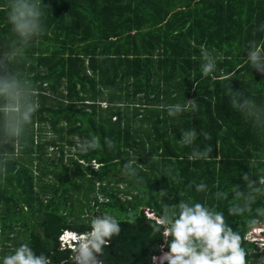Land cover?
Here are the masks:
<instances>
[{"label":"trees","instance_id":"trees-1","mask_svg":"<svg viewBox=\"0 0 264 264\" xmlns=\"http://www.w3.org/2000/svg\"><path fill=\"white\" fill-rule=\"evenodd\" d=\"M6 2L0 0V56L16 39ZM42 2L45 30L14 65L35 87L38 109L14 156L0 159V255L28 243L52 264H75L61 233H84L92 216L108 213L121 230L98 261L151 264L168 247L142 208L159 216L180 193L206 199L243 232L244 218L227 212L231 198L213 194L242 186L249 160L264 165V129L243 120L225 95L232 87L264 105V73L245 61L249 44L264 41V0ZM206 56L215 61L207 74ZM176 103L186 110L169 117L165 106ZM187 130L198 133L192 145L179 143ZM93 136L97 147L81 153L78 145ZM199 147H211L209 158L189 159ZM129 161L139 179L124 174ZM200 182L207 197L195 192ZM243 243L250 264H264V249Z\"/></svg>","mask_w":264,"mask_h":264},{"label":"clouds","instance_id":"clouds-1","mask_svg":"<svg viewBox=\"0 0 264 264\" xmlns=\"http://www.w3.org/2000/svg\"><path fill=\"white\" fill-rule=\"evenodd\" d=\"M45 8L42 0H7L4 6L5 21L16 39L0 56V147L12 144L15 151L0 152V159L14 156L16 146L25 139L38 109L35 87L14 70V65L21 49L43 34ZM258 31L264 33V24L259 26ZM246 54L245 61L250 68L264 73V41L249 44ZM205 61L202 72L207 74L214 69L215 61L211 56H206ZM225 95L231 108L243 120L251 121L258 129H264V105H258L250 94L246 96L242 91L234 92L232 87H225ZM165 107L169 117L186 110V105L180 103ZM197 135L195 130L183 131L179 143L192 145ZM97 144V138L93 136L84 139L78 149L81 153H87L94 150ZM105 144L112 147V141L108 138H105ZM211 151V147L195 148L189 159L206 160ZM249 166L250 173L240 175L242 186L232 184L227 191L218 190L213 194L216 200L231 198L227 212L243 217L245 230L242 232L229 226L224 212L210 206L206 199L203 202L194 198L185 199L184 193H180L178 204L170 206L165 203L162 214L153 219L152 231L163 237L168 251L163 250L154 256L151 264H155L160 256L161 264H250L248 249L243 242L248 240L264 249V165L259 159H251ZM123 170L125 175L139 179L138 169L131 161L123 165ZM5 171L0 168V176ZM195 192L204 193L207 197L208 185L204 182L195 184ZM129 215H132L131 211ZM88 229L81 234L65 230L59 237V243L63 249L71 251L75 264H102L97 255L102 254L108 241L120 233V222L115 216L102 213L90 218ZM259 238L263 240L262 244ZM0 264L52 262L44 252L37 254L28 243H20L0 255Z\"/></svg>","mask_w":264,"mask_h":264},{"label":"rangeland","instance_id":"rangeland-1","mask_svg":"<svg viewBox=\"0 0 264 264\" xmlns=\"http://www.w3.org/2000/svg\"><path fill=\"white\" fill-rule=\"evenodd\" d=\"M103 107L106 108L107 106H105V104H103ZM95 168H98V166H96ZM124 188H125V186L121 185V189H124ZM142 209L145 211L146 216H148L151 219H156L155 214L153 213V211L150 210V208L143 207ZM250 240L253 241V238H250ZM259 242H260V244H262L263 240L261 238H259Z\"/></svg>","mask_w":264,"mask_h":264},{"label":"bare ground","instance_id":"bare-ground-1","mask_svg":"<svg viewBox=\"0 0 264 264\" xmlns=\"http://www.w3.org/2000/svg\"><path fill=\"white\" fill-rule=\"evenodd\" d=\"M160 257H162V256H160ZM160 257L155 260V264H161Z\"/></svg>","mask_w":264,"mask_h":264},{"label":"crops","instance_id":"crops-1","mask_svg":"<svg viewBox=\"0 0 264 264\" xmlns=\"http://www.w3.org/2000/svg\"><path fill=\"white\" fill-rule=\"evenodd\" d=\"M145 123H146V122H145ZM155 216H156V218L158 217L157 214H155ZM147 217H148V216H147ZM148 218H149V217H148ZM149 219H151V218H149Z\"/></svg>","mask_w":264,"mask_h":264}]
</instances>
